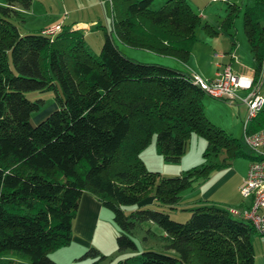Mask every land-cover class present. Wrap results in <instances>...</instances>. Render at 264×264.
<instances>
[{
	"label": "trees",
	"instance_id": "trees-1",
	"mask_svg": "<svg viewBox=\"0 0 264 264\" xmlns=\"http://www.w3.org/2000/svg\"><path fill=\"white\" fill-rule=\"evenodd\" d=\"M109 1L119 42L187 63L201 20L186 0H165L155 10L150 9L152 0ZM30 4L0 0V264H55L48 255L70 244L84 193L110 212L117 252L135 250L133 231L152 223L163 233L162 250L173 253L146 249L115 264H252L250 239L255 233L227 209L196 199L188 219L177 223L166 211L141 206L151 194L153 206L174 211L181 192L197 186L211 170L238 157L257 158L240 149L241 139L205 117L204 93L191 75L129 59L104 29L97 54L70 25L61 24L52 38L41 29L21 32L17 22ZM232 10L222 21L224 27L231 25ZM202 27L214 33L206 22ZM242 30L255 82L264 60V0L246 1ZM55 83L60 88L56 107L31 125L29 114L43 100H29L23 93L56 91ZM262 128L264 101L246 132ZM192 133L205 140L202 156L220 155L219 164L174 176L145 168L139 152L152 136L162 159L175 162ZM123 207L131 210L125 213ZM89 256H98L93 264L106 258L93 248L81 258Z\"/></svg>",
	"mask_w": 264,
	"mask_h": 264
},
{
	"label": "rangeland",
	"instance_id": "rangeland-1",
	"mask_svg": "<svg viewBox=\"0 0 264 264\" xmlns=\"http://www.w3.org/2000/svg\"><path fill=\"white\" fill-rule=\"evenodd\" d=\"M59 1L60 0H31L28 11H25L23 13V20L17 22V28L19 29V31L31 32L48 28L51 25L50 22L56 18L57 13H61L62 11L59 6ZM164 1L165 0H152V2L150 3V9H157L162 5ZM246 1L247 0H186L190 7L200 16L201 20L200 25H198L195 29L196 41L191 48L190 58L187 61V64L191 63V66H200L204 70H206L204 72H207L210 66L212 65V69L214 64L218 61V59L214 57L215 53L223 54L224 52H228L233 49L232 51L236 52V55L234 53L235 60L239 61V63L234 60L235 63H233L231 66L232 71L235 72L234 69L237 68V71L240 73L238 74L235 72L237 75H243L248 78H252V68L254 61L242 30V13ZM65 3L66 9L68 7L67 4L73 5L75 3L76 5H89L93 3V0H65ZM100 6L102 9H100V7H94V9L101 10V13L98 12V10H96V12L94 13L91 7L90 10H83L74 13V17L86 20L91 19L92 17H94V15L99 16L98 23L100 27H92L91 31H86L83 36L84 44L88 46V48H90V50L94 54L98 53L99 47L102 42V29L105 28L106 32H109L110 30V1L102 0ZM231 8H233L231 12V14H233L231 25L229 27H224L222 25V21L225 19ZM205 22L212 28V31L214 33L206 32V30L202 27L203 23ZM228 34L231 36L233 44H231ZM111 37L119 51L129 59L144 63H166L164 65H168L174 68L178 67L184 70V72H188L186 70L187 68H185L187 66L180 63L173 57H170L172 58L171 60H174L171 61L170 59L159 56L155 53H148L146 52V50L144 51V49L129 47L128 45L119 42L114 35ZM197 66L195 67V70L198 72ZM257 84L258 94L264 96V60L262 63V69L257 79ZM55 85L56 91H25L23 93L24 96L29 100H34L37 98L43 100L41 106L37 110L32 111L29 114L28 120L31 125H35L47 113H49L56 107L54 96L60 92V88L57 83H55ZM238 93L242 94L241 92ZM201 101L203 105L204 115L213 125L222 129L224 132L230 134L231 136L241 139V135L243 132V122L246 118V110L243 106H241V104H239L238 102L228 103L224 100L213 99L206 94L202 95ZM204 147V138L192 133L188 138L184 153L180 156L179 160L175 162H165L162 157L155 151L154 138L152 136L148 144L139 152V157L147 170L158 172V174L162 176H174L182 174L186 170H190L191 168L200 167L201 165L206 163L219 164L221 160L220 155H217L216 157L202 156ZM240 149L245 153L253 154V151L243 143H241ZM246 160L247 159L245 157L232 159L234 164H236L237 162H241L243 164ZM215 170H217V168L211 170V173ZM209 175L212 176V174ZM232 180L233 179H227L223 183V187H220L221 189L219 190L220 194H225V192H228L230 197L234 196L235 193L233 190ZM195 187L196 186L194 185V187H192L191 189H186L181 192V201L185 199L183 202L184 205L180 204V206L174 211L166 210L164 208L162 209L161 207L159 208L157 206L155 207L152 204L146 205L144 206V208L157 211H166L171 221L184 223L188 219L190 214L187 210H189V208H193L192 206H194V204H192L193 199H187V195H189L190 197L192 189H194ZM220 194L218 196H220ZM238 194L239 193L236 194L237 200L239 198ZM151 196V194H148L145 199H148ZM122 209L125 213H127L131 210V207H123ZM104 213L106 215V218H103L99 221L97 229L98 231H101V233L96 234L95 241V244L97 246H100L101 251L94 246L90 248L98 250L100 254L108 255L111 252L115 251L114 238L117 229L112 224L110 212L108 210H104ZM148 230L149 233H147ZM162 234V231L152 223L141 224L140 227L136 228L133 231L131 237L135 245V250L131 252L127 251V254L136 255L143 250L151 249L155 252L173 255L172 252H164L162 250L160 242V236ZM90 248L84 249V251L82 252H86ZM6 256L19 262H25L24 258H20L12 253H7ZM125 256L128 255H124V257ZM113 258L114 257H109L108 260H106L105 264H115L116 260ZM87 259L88 260H86V262H81L80 264H93V262L98 259V256H89Z\"/></svg>",
	"mask_w": 264,
	"mask_h": 264
},
{
	"label": "crops",
	"instance_id": "crops-1",
	"mask_svg": "<svg viewBox=\"0 0 264 264\" xmlns=\"http://www.w3.org/2000/svg\"><path fill=\"white\" fill-rule=\"evenodd\" d=\"M101 2L102 0H93V3L89 5H82V4L76 5L75 3L73 5L67 4L68 7L65 9V5H66L65 0H60L59 6L62 11L61 13H57L56 18L53 21H51L50 24L60 22V24L70 25L71 29H79L82 32V35L84 36L86 31H91L92 27L94 28L100 27L98 23L99 16L94 15V17H92L91 19L86 20V19H78L74 17V13L83 10H90V7L93 9V12L95 13L96 10L98 9L95 10L94 7H100V9H102L100 6ZM98 12L101 13V10H98ZM109 26H110V30L107 33L110 34V36H113L114 34L112 31L111 16H110ZM104 30L106 31L105 28ZM146 52L151 53L150 51L147 50ZM224 53L222 57L216 58L218 59L217 62L222 64L230 63V66H232V64L235 63V61L237 60L235 61L230 60L228 53L227 52ZM234 53L236 55V52ZM159 56L165 57L170 60L172 59L168 56H163V55H159ZM237 62L239 63V61ZM182 64H185V66H187L185 68H187L186 70L188 72L185 73H188L189 75L196 74L204 79L210 78L213 74V71L215 70V64L212 67V69H211L212 66L211 65L210 68L207 70V72H204L206 70L196 65L198 70L197 72L195 70L196 66H191V63L190 64L182 63ZM176 69H179L184 72V70L178 67ZM234 71L240 74L237 71V68H235ZM231 163L226 167L217 169L212 173L210 172L209 174H212V176L208 175L206 179L199 182L198 185L194 189H192V193L190 197L189 195H187L188 196L187 199L190 198L193 199L192 202L195 201L196 199H200L203 202V204L214 205L223 209H228V208L240 209L243 206H245L247 204V201H243L240 198L239 194H238L239 198L237 200L236 194L238 193V187L240 185L241 179L245 175L248 165V160H246L243 164L241 162H237L236 164H234L233 161ZM227 179H233L232 185L235 193L233 197H230L228 192L227 193L225 192V194L219 193V190L221 189L220 187H223L222 185ZM219 194L220 196H218ZM184 200L185 199H183V201H181L180 203L183 204ZM152 202H153V198L151 196L148 199H145L142 202L141 206L151 205ZM104 210L105 209H103L100 206V204L90 195L85 193L82 194L78 203L76 217L72 222V236H71L70 244L66 247L51 252L48 255L49 258L57 264H80L81 262H86V260H88L87 258H81L82 254L84 253L82 252L84 251V249L94 246L101 251L100 246H97L95 244V241H96V234L101 233V231H98L97 229L99 221L103 218H106ZM250 242L253 252L252 264H264V238L258 236L257 234H254L251 237ZM98 253L100 254L99 251ZM124 255H128L127 252H117L115 249L114 252H111L108 255H103L106 258L102 262L97 264H105L106 260H108L109 257H114L113 259L119 260L123 258Z\"/></svg>",
	"mask_w": 264,
	"mask_h": 264
},
{
	"label": "built area",
	"instance_id": "built-area-1",
	"mask_svg": "<svg viewBox=\"0 0 264 264\" xmlns=\"http://www.w3.org/2000/svg\"><path fill=\"white\" fill-rule=\"evenodd\" d=\"M60 22L41 29V33L52 38L59 32ZM230 60H235L233 51L228 53ZM222 53H215V58L222 57ZM191 80L207 96L224 100L228 103L238 102L246 110L243 122L242 143L253 151L256 159L248 161L245 175L238 187V193L247 204L240 209L228 208V213L241 219L252 227L255 234L264 238V128L255 132H246L247 123L261 108L264 98L258 94L257 81L232 71L230 63L215 64V70L210 78L204 79L192 74ZM241 92L242 94H239ZM238 93V94H237Z\"/></svg>",
	"mask_w": 264,
	"mask_h": 264
}]
</instances>
